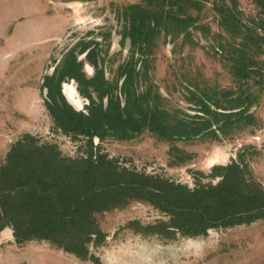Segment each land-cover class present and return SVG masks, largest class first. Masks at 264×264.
<instances>
[{
  "label": "trees",
  "instance_id": "obj_1",
  "mask_svg": "<svg viewBox=\"0 0 264 264\" xmlns=\"http://www.w3.org/2000/svg\"><path fill=\"white\" fill-rule=\"evenodd\" d=\"M209 2L220 29L212 52L237 87L220 90L191 81L187 101L195 113L170 110L153 79L159 38L183 36L184 42L197 45L192 31L199 22L191 11L200 13ZM252 2L258 12L247 20L238 0H138L123 5L115 14L121 25L119 44L128 42L129 47L112 78L105 74L98 42L73 44L43 76L40 91L53 129L71 140H84L83 154L66 156L57 144L40 142L29 132L12 142L0 164V232L11 228L13 242L21 248L44 241L81 260L97 261L89 248L100 246L106 234L96 215L134 200L168 217V222L141 226L144 235L167 239L176 232L193 238L209 229L264 220V189L245 161L246 154L256 153L250 145L228 164L212 166L207 175L199 172L189 187L122 166L95 144V139L125 142L150 133L169 144V165L179 166L194 155L176 142L220 140L255 126L250 109L264 93V0ZM84 61L93 69L91 76ZM70 81L87 100L84 109H76L64 95L62 85ZM134 223L139 227L136 222L127 226Z\"/></svg>",
  "mask_w": 264,
  "mask_h": 264
},
{
  "label": "rangeland",
  "instance_id": "obj_2",
  "mask_svg": "<svg viewBox=\"0 0 264 264\" xmlns=\"http://www.w3.org/2000/svg\"><path fill=\"white\" fill-rule=\"evenodd\" d=\"M136 2L0 0V164L11 143L24 132L33 134L40 142L57 144L66 156L83 154L84 140H71L53 129L43 107L40 91L43 76L52 72L55 62L73 44L85 39L101 45L105 74L112 78L129 47L128 42L124 46L119 44L121 25L115 14L123 5ZM238 9L245 20L258 12L252 0H238ZM191 13L199 22V28L192 31L197 45L184 42L183 36L164 39L161 34L153 62V79L165 108L186 113H195L187 101L189 82L220 90L237 87L212 52L216 47L214 37L220 29L211 3H205L200 13L195 10ZM202 27L208 28L209 33ZM84 62V69L91 76L93 69ZM62 90L72 96L74 101L69 102L76 109H84L87 100L78 94L74 82L63 84ZM250 111L256 116L255 126L232 132L220 140L204 137L194 142H176L180 150L194 155L179 166L169 165V144L150 133L125 142L95 139V144H100V149L122 166L159 174L189 187H193L199 172L207 175L212 166L228 164L250 145L256 153L246 154L245 161L264 189V93ZM202 182L208 180L203 178ZM96 219L106 234L100 246L90 245V254L97 261L81 260L45 243L29 244L22 249L11 237V241H2L0 245V264H264L263 219L209 229L206 235L193 238L176 232L174 239L144 235L141 226L168 222L164 213L147 202L134 200L123 208L97 214ZM131 222L139 227L135 223L128 227Z\"/></svg>",
  "mask_w": 264,
  "mask_h": 264
},
{
  "label": "crops",
  "instance_id": "obj_3",
  "mask_svg": "<svg viewBox=\"0 0 264 264\" xmlns=\"http://www.w3.org/2000/svg\"><path fill=\"white\" fill-rule=\"evenodd\" d=\"M68 94V93H67ZM68 97H69V99H73L72 98V96L71 95H68ZM11 237H12V231H11V229H9V228H6V229H4L3 230V232L0 234V245L2 244V241H11L10 239H11ZM35 243H37V244H41V243H45L46 245H48L49 247H52V246H50L47 242H44V241H42V242H36V241H33V242H30V243H28V244H26L25 246H28L29 244H35ZM25 246H23L22 247V249L25 247ZM53 249H55L54 247H52ZM57 251H58V249H56ZM56 253V252H55Z\"/></svg>",
  "mask_w": 264,
  "mask_h": 264
},
{
  "label": "flooded vegetation",
  "instance_id": "obj_4",
  "mask_svg": "<svg viewBox=\"0 0 264 264\" xmlns=\"http://www.w3.org/2000/svg\"><path fill=\"white\" fill-rule=\"evenodd\" d=\"M71 82V81H70ZM73 82V81H72ZM66 83V82H65ZM65 83H63V84H65ZM63 86V85H62ZM69 89H71V88H69ZM63 91V90H62ZM69 90L67 89V92H68ZM67 92H66V90H65V94H66V96H68V94H67ZM64 93V92H63ZM64 94V95H65ZM69 98V97H68ZM70 101H72V103H73V101H74V99H69Z\"/></svg>",
  "mask_w": 264,
  "mask_h": 264
},
{
  "label": "water",
  "instance_id": "obj_5",
  "mask_svg": "<svg viewBox=\"0 0 264 264\" xmlns=\"http://www.w3.org/2000/svg\"><path fill=\"white\" fill-rule=\"evenodd\" d=\"M65 96H66V94H65ZM66 98L68 99V96H66ZM68 101H70V100H68Z\"/></svg>",
  "mask_w": 264,
  "mask_h": 264
},
{
  "label": "bare ground",
  "instance_id": "obj_6",
  "mask_svg": "<svg viewBox=\"0 0 264 264\" xmlns=\"http://www.w3.org/2000/svg\"><path fill=\"white\" fill-rule=\"evenodd\" d=\"M68 95H69V93H68Z\"/></svg>",
  "mask_w": 264,
  "mask_h": 264
}]
</instances>
